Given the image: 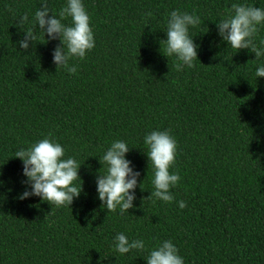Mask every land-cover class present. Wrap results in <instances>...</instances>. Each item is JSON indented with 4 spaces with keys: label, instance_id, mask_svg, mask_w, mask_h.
Wrapping results in <instances>:
<instances>
[{
    "label": "trees",
    "instance_id": "trees-1",
    "mask_svg": "<svg viewBox=\"0 0 264 264\" xmlns=\"http://www.w3.org/2000/svg\"><path fill=\"white\" fill-rule=\"evenodd\" d=\"M66 2L47 0L57 16ZM82 3L95 47L69 61L71 74L53 63L59 39L38 27L28 50L19 46L32 23L18 21L27 14L32 22L41 0H0V264H146L165 240L184 264H264V77L255 75L264 55L231 48L216 27L233 3L264 9V0ZM173 10L201 21L188 33L197 60L180 71L175 56L162 54ZM262 39L264 23L258 47ZM153 130H170L177 143L169 171L181 179L170 203L147 199L154 188L144 137ZM49 133L64 158L81 164L82 191L69 207L18 198L31 189L15 153ZM116 140L140 172L134 206L123 214L107 211L96 191L102 156ZM118 233L145 249L116 252Z\"/></svg>",
    "mask_w": 264,
    "mask_h": 264
},
{
    "label": "clouds",
    "instance_id": "clouds-1",
    "mask_svg": "<svg viewBox=\"0 0 264 264\" xmlns=\"http://www.w3.org/2000/svg\"><path fill=\"white\" fill-rule=\"evenodd\" d=\"M151 16L152 13H146ZM167 20L166 40L163 55L176 57L175 68L182 70L184 66L191 68L197 60V48L192 37L189 36V26L195 27L201 23L195 14L173 10ZM70 19V24L65 25L63 20ZM32 23L24 31V38L18 41L21 49L28 50L29 42H34L36 37L33 29L38 27L47 34L49 40L59 39L52 53L53 63L56 67L66 69L75 74L77 68L70 66L73 58L84 59L86 53L95 47V40L90 17L82 0H67L66 5L59 10L58 16L51 13L47 0H41L40 8L34 14V20L29 22L28 15L20 17L18 24L23 27ZM264 23V9L244 3H233L226 11L216 27L218 34L228 46L236 50L247 49L255 54V58L264 55V39L260 47L255 43L258 26ZM256 77H264V66H259L255 72ZM51 133L43 139L22 148L15 153L23 164V175L27 178L25 183L31 191L25 190L18 198L23 200L30 196L40 197L50 205L56 207L70 206L75 198L80 196L82 181L78 175L81 164L72 158H64L65 150L61 144L51 138ZM147 146L145 154L148 163L153 169L152 185L154 190L147 197L170 203L174 197L170 188L177 186L181 177L178 173H171L170 167L175 162L177 143L170 130H153L144 137ZM129 147L126 142L116 140L102 156V162L107 165L106 172L96 177V191L98 199L109 212H115L119 207L120 213L128 212L133 208L136 199L135 189L138 186L140 172L135 171L131 161L126 159ZM101 163V161H99ZM81 183L76 185L74 182ZM141 183L139 184L140 187ZM141 188V187H140ZM178 206L186 207L185 201H179ZM114 249L120 254L130 250H144L143 240H129L123 233H118L114 238ZM178 248L170 241L165 240L149 251L146 264H184L183 258L178 254Z\"/></svg>",
    "mask_w": 264,
    "mask_h": 264
}]
</instances>
